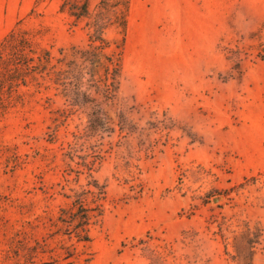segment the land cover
<instances>
[{
    "label": "rangeland",
    "instance_id": "rangeland-1",
    "mask_svg": "<svg viewBox=\"0 0 264 264\" xmlns=\"http://www.w3.org/2000/svg\"><path fill=\"white\" fill-rule=\"evenodd\" d=\"M83 1L0 0V264H264V0Z\"/></svg>",
    "mask_w": 264,
    "mask_h": 264
},
{
    "label": "trees",
    "instance_id": "trees-1",
    "mask_svg": "<svg viewBox=\"0 0 264 264\" xmlns=\"http://www.w3.org/2000/svg\"><path fill=\"white\" fill-rule=\"evenodd\" d=\"M80 13L78 14H73L75 16H78V17H81V16H84L86 15L87 13V0H84L81 5H80ZM18 34H16L15 32H12L10 35H9V39L13 40L14 37H16ZM97 40L101 41V43H104V40L102 38H97ZM75 89V88H74ZM75 92H76V89H75ZM93 123L94 121L98 120L96 118H93ZM77 214H79V212L76 211ZM79 221H80V224H79V230L76 232L77 233V236H78V239L79 240H82V241H89V235H88V225H89V222H90V218L88 216V214H79Z\"/></svg>",
    "mask_w": 264,
    "mask_h": 264
},
{
    "label": "water",
    "instance_id": "water-1",
    "mask_svg": "<svg viewBox=\"0 0 264 264\" xmlns=\"http://www.w3.org/2000/svg\"><path fill=\"white\" fill-rule=\"evenodd\" d=\"M215 199H217V197H214V199H213V200H215Z\"/></svg>",
    "mask_w": 264,
    "mask_h": 264
}]
</instances>
